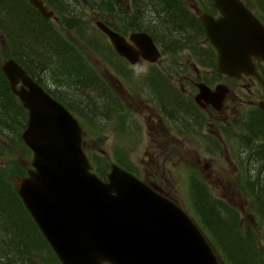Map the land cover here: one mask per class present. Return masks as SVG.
Returning <instances> with one entry per match:
<instances>
[{
	"label": "water",
	"instance_id": "95a60500",
	"mask_svg": "<svg viewBox=\"0 0 264 264\" xmlns=\"http://www.w3.org/2000/svg\"><path fill=\"white\" fill-rule=\"evenodd\" d=\"M26 1L46 19L53 16L42 0ZM213 1L220 17L203 14L199 19L219 54L218 70L235 78L257 77L253 61L264 63V27L239 0ZM96 26L131 64L138 55L150 62L159 57L146 33L129 38L138 53L103 24ZM1 69L27 110L21 140L33 153L31 169L15 180L14 188L60 264H219L198 227L175 203L115 164L106 182L90 173L73 116L12 60Z\"/></svg>",
	"mask_w": 264,
	"mask_h": 264
},
{
	"label": "trees",
	"instance_id": "16d2710c",
	"mask_svg": "<svg viewBox=\"0 0 264 264\" xmlns=\"http://www.w3.org/2000/svg\"><path fill=\"white\" fill-rule=\"evenodd\" d=\"M44 1L57 15L58 25H63L61 29L24 0H0V143L3 150L0 154L11 153V148L29 153L20 140L26 112L12 95L1 72L3 61L9 58L71 111L79 110L82 116L94 119L100 116L102 121L115 111L105 83L75 48V42H79L84 47L97 49L89 46L96 30L86 29L83 7L114 31H145L153 39L167 43L172 52L192 47L191 39L200 36L199 23L184 0H72L73 6L65 5L63 0ZM204 2L208 4V0ZM76 3L80 7L82 4V12H78ZM65 84L71 85L69 95L62 90ZM90 159L93 173L103 180L108 161L94 155ZM23 175L24 171L18 167L0 170V264H59L9 185L12 177ZM256 178L242 188L253 207L251 218L245 222H240L236 212L223 201L213 198L202 183L191 189L194 214L220 264H264V185Z\"/></svg>",
	"mask_w": 264,
	"mask_h": 264
},
{
	"label": "flooded vegetation",
	"instance_id": "af4514ba",
	"mask_svg": "<svg viewBox=\"0 0 264 264\" xmlns=\"http://www.w3.org/2000/svg\"><path fill=\"white\" fill-rule=\"evenodd\" d=\"M212 15L216 17L217 13ZM160 56L154 65L147 67L151 71L146 75L150 83L141 90V96L136 91L128 96L121 93L124 109L142 115V123H138L146 136L143 140L147 139L140 162H130L132 175L156 192L164 193L160 186L164 177L162 163L171 160L180 163L183 155L172 147L178 141L194 140L204 156H219L235 170L240 169L242 183L250 172V177L260 181L259 175L264 171V110L261 108L264 106V66L256 65L262 82L252 76L235 80L220 75L215 66L212 69L213 58L216 59L213 48L187 61H176L172 54ZM185 62H189L187 67ZM131 83L128 81L134 86ZM199 83L211 91L219 85L226 87L218 108L205 95L196 100ZM123 87L120 86L121 91ZM242 105L246 106L245 112H240ZM140 127L136 126L131 135L135 144L141 139ZM209 165L205 163L203 168L206 170Z\"/></svg>",
	"mask_w": 264,
	"mask_h": 264
},
{
	"label": "rangeland",
	"instance_id": "374dc122",
	"mask_svg": "<svg viewBox=\"0 0 264 264\" xmlns=\"http://www.w3.org/2000/svg\"><path fill=\"white\" fill-rule=\"evenodd\" d=\"M63 1L69 6H73L72 4H75V2L72 0ZM245 2L248 4V6L251 7L255 14H260V16L264 20L263 7L257 4L258 0H246ZM261 2L264 4V0H261ZM76 4L78 12L83 11L86 13L84 15L85 17L82 18L84 22L86 21L84 24L86 29L95 27V14L90 13V10L84 8L82 4L81 7L78 6V3ZM188 5H190L189 7L192 9V12L195 16H198L199 14L196 12L197 8L199 9V11H205L206 9L210 11V8L207 7L208 5L204 2V0H189ZM118 19L119 17H117V20ZM50 23H52V25L56 27H59L60 29L63 26L58 25V23L55 21L53 22V20H51ZM117 26L119 27V24H117ZM69 35L68 37H70ZM93 36L94 37L91 41L93 45L90 44L89 46L97 47V49L84 47L79 42H75V44L77 45L75 48L80 51L84 59H87L88 62H90V64L92 65L91 69L96 71L97 75L102 77L103 80L107 81V87L108 84L110 86L115 84V86L117 85L118 87V82L114 78L115 69H112L111 65H109L110 62L107 63L110 60L115 61L114 58H111L110 52L108 51L109 43L106 37L101 35L98 31H95V34ZM192 43H194V45L196 46L203 44L201 38L193 39ZM182 48L183 47L179 48L178 51L177 49H175L176 52L172 53V55H175L176 61H183L186 57V61L190 60V57L188 58L186 54L187 49ZM162 51L164 54H162L163 56L171 54L170 52H165L163 49ZM195 52L197 53V51ZM105 55L107 57H105ZM188 64L189 62L186 63L185 66L187 67ZM139 65V73H144V66L141 63ZM47 77L51 81L50 76ZM60 77L61 79L65 78L63 76ZM54 86H56L55 83ZM70 86L71 85L65 84L63 85L62 88L64 89L62 90H64V92L67 91V94L71 93L68 89ZM114 92L117 93L116 91ZM119 92L124 93L125 96H128L130 93L129 89H126V86L123 87L122 91L119 89ZM89 105L91 104L89 103ZM95 107L100 110V107L98 105H95ZM239 109L240 112H245L246 106L242 105ZM100 111L98 112V114L100 113ZM78 113L81 115L80 111H78ZM141 116V114L138 116L136 115L137 123H142ZM75 117L77 118V116ZM84 117L86 120L90 119V121L97 126V128L94 129L86 126L85 124L84 126H81L83 127V148L90 163L92 162V159H90L91 155H94L95 157H103L104 160L108 161L107 166H109L110 163L116 162L124 170L129 169L130 161L132 162L133 160L135 162H140L139 158L143 156L145 150L143 145L145 142H147V139L143 140V138H146V136H144V133L141 130L142 125L111 128V122L107 123L102 121L100 116H98V119H94L91 116ZM239 118L242 120V116ZM81 120L83 121L82 118ZM136 126H138V129L141 126L138 135L141 139L137 142L138 144H135L134 142L133 146L131 145L132 147H130L131 149H127L125 153L124 149L129 146L127 138L133 134L132 133L130 135V129L134 131V129H136ZM174 146L172 147V149H174L176 152L179 150L180 155H183L181 162L178 163V161L171 160V162L166 161L162 163L164 177L161 178L162 183L160 186L165 191V195H167L172 201L179 205V207L184 211V213H186L191 218L194 224L200 228L202 233L203 230L198 224L196 215L194 214L193 210L192 191L190 188L191 184L193 186H197L199 185V182H203L202 184L205 187H208V190L210 191L211 196L213 198H215L216 200L223 201V203H225L229 209L236 212V214L238 215V219H240V222H245V220L249 221L248 218L251 217L253 207L250 199H248L246 192L244 191V189H242L244 183L241 186L242 178L240 177V172L242 171L240 169L235 170V168L231 165H227V163L222 160V158H220L219 156H204L202 152L198 151V145L196 142H194V140H184V142L178 141V143L176 142ZM1 151L3 150L2 144L0 143V152ZM10 151L11 153L9 154H6V152H2L0 154V170L7 171L11 167H18V170H22L25 172V170L30 167L32 154L25 153L23 151L20 152L17 148H11ZM22 156H25L26 160ZM205 163L210 164L208 166V169L206 170L203 168V165ZM254 171L257 173L258 169L256 168ZM140 177L141 179L144 178L143 175H140ZM259 177L261 184L264 185V171L260 173ZM14 181L15 177H12L9 184L12 188ZM9 246H11L12 248V245Z\"/></svg>",
	"mask_w": 264,
	"mask_h": 264
},
{
	"label": "bare ground",
	"instance_id": "6f19581e",
	"mask_svg": "<svg viewBox=\"0 0 264 264\" xmlns=\"http://www.w3.org/2000/svg\"><path fill=\"white\" fill-rule=\"evenodd\" d=\"M63 3H64V1H63ZM65 5H66V3H64Z\"/></svg>",
	"mask_w": 264,
	"mask_h": 264
}]
</instances>
